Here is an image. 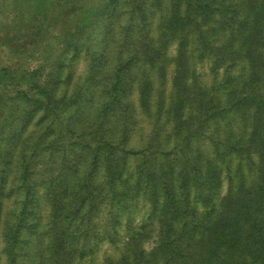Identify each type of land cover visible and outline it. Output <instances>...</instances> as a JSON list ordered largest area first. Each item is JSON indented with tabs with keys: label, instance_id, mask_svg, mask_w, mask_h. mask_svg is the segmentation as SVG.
<instances>
[{
	"label": "trees",
	"instance_id": "trees-1",
	"mask_svg": "<svg viewBox=\"0 0 264 264\" xmlns=\"http://www.w3.org/2000/svg\"><path fill=\"white\" fill-rule=\"evenodd\" d=\"M78 1L31 0L33 15L15 17L68 13L73 24L49 74L0 95L24 104L0 113V260L94 264L105 241L119 255L101 264H264V0ZM9 32L6 45L26 35ZM81 55L68 94L63 69ZM141 115L149 131L135 147ZM50 148L59 172L37 181ZM140 200L148 211L133 226Z\"/></svg>",
	"mask_w": 264,
	"mask_h": 264
},
{
	"label": "rangeland",
	"instance_id": "rangeland-1",
	"mask_svg": "<svg viewBox=\"0 0 264 264\" xmlns=\"http://www.w3.org/2000/svg\"><path fill=\"white\" fill-rule=\"evenodd\" d=\"M39 1V0H38ZM64 1V0H63ZM80 1V0H79ZM78 1V2H79ZM85 5H92L96 3L98 0H85ZM59 3L60 0H46V3ZM26 6V8H23ZM33 5L31 0H0V95L6 97L15 96L16 88L13 86L19 79L22 81L21 89H26V82L30 79L29 73L34 70H41L42 75L49 74L52 69V63L55 61L56 56L59 54V49L61 48L60 41L57 39V36L63 32L62 27L66 24H73V14L62 13L59 16V20H55L56 13L47 12L43 16V22L39 21L36 23L32 21L30 24L27 23V20H17L15 17L20 14L21 11H24L23 19H28L34 13ZM53 18V19H52ZM61 19V21H60ZM17 20V22H15ZM32 20V19H31ZM60 21V22H59ZM15 23V24H14ZM39 28V32H36L34 26ZM14 26L12 29L11 27ZM10 27V28H9ZM37 27V28H38ZM70 27L67 28L69 30ZM14 30L15 35H19V31L22 34H25V37L20 38L18 41L13 42L11 44H4L5 41L1 39V37L10 35L11 32L9 30ZM30 32V34H27ZM8 33V34H7ZM33 33V35H32ZM169 53L172 54L173 50L169 48ZM87 58L85 56H80L77 59L69 61L65 68L63 69V73L69 74V82H65L61 84L62 91L67 90V93L70 94L73 89L76 87L77 82H79L80 78H82L85 74L86 70ZM197 73L200 74V79L202 82H209L211 80V75L209 73V63H203L202 65L197 66ZM157 78V77H156ZM166 88L169 87V83H167ZM9 107V108H8ZM24 104H21L19 101H0V113H10L9 110L14 113H22ZM62 113H70L65 110ZM88 113H91V109H89ZM142 124H140V129L137 127L136 136L132 139V145L135 147H141L144 143V136L149 131V125H147V121L141 115L139 116ZM37 128H33L30 131H35ZM55 152L50 148L44 154L38 157V162L33 167L34 178L37 181H42L45 177H51L56 175L58 171L59 165H61V160L58 155L54 157ZM67 161L71 163V165L75 164L79 161L73 157V154H67ZM14 173H10L9 180L11 182V178ZM100 177V175H98ZM98 177V179H99ZM42 192V190H40ZM12 199L5 202V211H9V209L14 208L12 205ZM145 203L143 201H138L133 205V208L130 210V219H132V225H138L144 218L147 213V209L145 207ZM39 212L42 217V224L45 225L47 222L48 215V207L42 202L39 206ZM122 223L125 222L126 215L122 216ZM41 224V225H42ZM42 225V226H43ZM124 231L120 229L121 239L123 238ZM2 245L0 244V248ZM145 247H149V245H145ZM119 246L114 247L102 241L98 244V248L94 255L92 256L94 260V264H101L102 261L106 257L115 258L119 255ZM0 264H5L4 260H0Z\"/></svg>",
	"mask_w": 264,
	"mask_h": 264
}]
</instances>
